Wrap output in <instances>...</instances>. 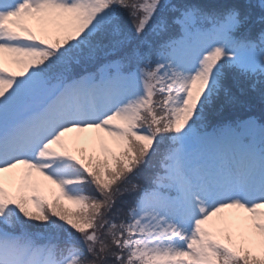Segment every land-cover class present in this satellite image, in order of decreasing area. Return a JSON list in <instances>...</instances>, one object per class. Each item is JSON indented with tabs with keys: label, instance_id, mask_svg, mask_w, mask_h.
<instances>
[{
	"label": "snow or ice",
	"instance_id": "obj_1",
	"mask_svg": "<svg viewBox=\"0 0 264 264\" xmlns=\"http://www.w3.org/2000/svg\"><path fill=\"white\" fill-rule=\"evenodd\" d=\"M242 81L264 0H0V264H264Z\"/></svg>",
	"mask_w": 264,
	"mask_h": 264
},
{
	"label": "trees",
	"instance_id": "obj_2",
	"mask_svg": "<svg viewBox=\"0 0 264 264\" xmlns=\"http://www.w3.org/2000/svg\"><path fill=\"white\" fill-rule=\"evenodd\" d=\"M241 85L242 83L233 88V94L235 96L233 102L226 100L221 102L223 104V112L221 113L220 119H235L237 117H243L248 113L259 114L264 110V101L261 100L260 95L245 90ZM217 108H219V105H217Z\"/></svg>",
	"mask_w": 264,
	"mask_h": 264
},
{
	"label": "rangeland",
	"instance_id": "obj_3",
	"mask_svg": "<svg viewBox=\"0 0 264 264\" xmlns=\"http://www.w3.org/2000/svg\"><path fill=\"white\" fill-rule=\"evenodd\" d=\"M242 83V85H241V87L242 88H244L245 90H247V91H251V89L249 88V86H248V84L246 83V82H241ZM253 92V91H252ZM254 93H256V94H258V95H260V93L257 91V92H254ZM81 147H84V148H86V149H88L89 151H91V149L89 148V146L88 145H81ZM109 147H114V145H112L111 143L109 144ZM97 151H98V149H97ZM43 194L44 195H47V196H51V192H49L48 190H45L44 192H43ZM68 207H72L71 205H69Z\"/></svg>",
	"mask_w": 264,
	"mask_h": 264
},
{
	"label": "bare ground",
	"instance_id": "obj_4",
	"mask_svg": "<svg viewBox=\"0 0 264 264\" xmlns=\"http://www.w3.org/2000/svg\"><path fill=\"white\" fill-rule=\"evenodd\" d=\"M92 133H85L84 135H91ZM111 142H109V144H110Z\"/></svg>",
	"mask_w": 264,
	"mask_h": 264
}]
</instances>
